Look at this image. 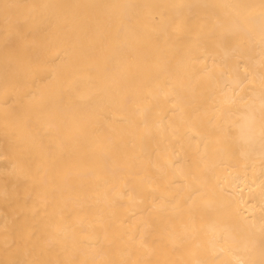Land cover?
<instances>
[{
    "label": "bare ground",
    "instance_id": "6f19581e",
    "mask_svg": "<svg viewBox=\"0 0 264 264\" xmlns=\"http://www.w3.org/2000/svg\"><path fill=\"white\" fill-rule=\"evenodd\" d=\"M0 264H264V0H3Z\"/></svg>",
    "mask_w": 264,
    "mask_h": 264
},
{
    "label": "rangeland",
    "instance_id": "374dc122",
    "mask_svg": "<svg viewBox=\"0 0 264 264\" xmlns=\"http://www.w3.org/2000/svg\"><path fill=\"white\" fill-rule=\"evenodd\" d=\"M2 7H3V0H0V68H3L2 54L4 52V46H5Z\"/></svg>",
    "mask_w": 264,
    "mask_h": 264
}]
</instances>
